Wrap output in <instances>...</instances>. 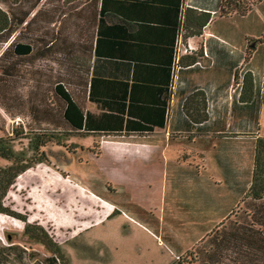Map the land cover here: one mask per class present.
<instances>
[{"label":"crops","instance_id":"crops-1","mask_svg":"<svg viewBox=\"0 0 264 264\" xmlns=\"http://www.w3.org/2000/svg\"><path fill=\"white\" fill-rule=\"evenodd\" d=\"M182 2L39 0L29 16L32 18L38 10H42L29 26L31 33L66 32L77 26L90 34L92 55L99 37L102 53L95 62L92 58L89 62L86 92L88 81L94 76L110 80L115 89V107L122 108L124 103V83H127V97L125 109H115L123 112V119L111 122L101 115L96 103L87 97L83 99L86 109L94 113V123H110L108 127L93 128H110L119 135L72 136L64 141L74 146L71 150L73 154L91 153L96 166L94 185L102 189H94L90 193L104 195L109 192V200L97 196L109 202L111 208L104 205L98 209L101 204H97L81 189L82 185L73 182L66 173L70 166L64 165L57 170L47 163L38 164L56 173L54 178L59 187L53 188L69 191V195L74 197L79 193L82 200L75 199L80 204L88 200L87 206H90L92 214L88 220H96L93 225L104 224L118 215V210L129 205L145 214L146 220L140 223L172 249L173 254L185 256L189 259L188 264H214L203 252L214 248L217 257H225L230 254V248H237L241 242L254 246L253 239L239 231V224H248L241 221L240 215L243 211L248 214L245 201L252 183L256 141L264 139L261 127L264 105L261 96L264 92V0H256L243 15L217 12L221 0H185L187 6L211 14L210 20L201 29L192 26L195 33L185 39L191 52L206 51L207 57L202 56L201 60L210 66L179 70L163 117L162 109L156 106L159 101H156L158 94L154 87L148 91L134 90V97L146 99L147 104L154 101L148 104L145 115L157 118V121H140L135 118L141 106L139 101L133 103L130 112H127L128 107L126 109L133 74H137L139 65H144L146 68L138 79H164V66L171 62L172 49L182 28L180 13L177 29L175 26L176 9L178 7L181 11ZM74 11L79 12L74 14ZM44 44L48 46L50 41ZM246 47L252 50L247 67L253 77V92L250 98L243 100L233 89V82L235 69L245 58ZM18 66L22 68L20 64ZM26 72L18 76L12 94L14 100H3L0 91V122L4 128L10 127L14 118L34 122L33 115L36 116L41 104L39 100L44 97L39 85V82L43 84V76L34 67ZM97 89L104 91V84ZM197 90L204 93L210 110L204 120L196 122L185 112L183 104ZM12 104V109L6 107ZM152 104H156L154 108H150ZM191 112L193 115L199 112L197 97L191 100ZM127 116L132 121H128ZM162 118L163 123H160ZM139 125H149L152 130L145 132ZM139 131L141 135H138ZM61 171L66 173L71 183L63 179ZM36 178L30 177L29 182L36 183ZM48 190L50 185L42 181L30 191V195L45 200L46 194L49 196ZM57 202H63V198H58ZM60 215L58 217L65 219L62 213ZM34 220L27 219L28 222ZM17 221L16 225L14 221L0 219V264H52L51 259L45 258L50 253L43 249L42 244L30 246L20 239L11 241L10 236L6 237V232L23 231L25 223L20 219ZM65 221L61 223L67 227H75L79 223L75 221L69 225ZM36 223L43 225L40 221ZM223 228L224 232H221ZM231 259L225 263L244 264L233 257ZM221 263L218 261L215 264ZM108 264L125 263L112 253ZM151 264L163 263L157 261Z\"/></svg>","mask_w":264,"mask_h":264},{"label":"trees","instance_id":"trees-1","mask_svg":"<svg viewBox=\"0 0 264 264\" xmlns=\"http://www.w3.org/2000/svg\"><path fill=\"white\" fill-rule=\"evenodd\" d=\"M255 2L256 0H221L217 12L226 15H243L249 11L251 5ZM5 3L7 4V8L2 6V4L5 5ZM38 3L39 0H0V50H2L0 54V91L5 101L14 100L12 94L20 73L21 75L27 73L26 71H29L30 68L33 67L38 71V62H40V60L51 62L55 31L52 33H41L43 36L40 35L39 39L35 38L33 41H28L26 36L35 34L31 33L29 26L32 20H35V16L41 14L42 10H38L32 18H29V16L31 10ZM11 5L14 6V9ZM179 13L182 28L177 34V39L172 49L171 62L164 66V71H166L164 79H138V76L142 75L143 69L146 68L144 65H139L137 74H133L134 79H132L130 85V96L128 97V106H126V109L128 107L127 112H130L129 109L132 108L133 103L139 101L141 106L135 118L140 121H157V118L152 119L145 115L149 108L148 104L154 103V101L147 104L146 99L134 97V95H132L134 90L135 92L136 90L137 92L139 90L148 91L154 87L158 94L156 101H159V105L152 104L150 108H154L155 105L159 106L162 109L163 117L165 108L168 106L169 98L172 96L175 89V82L179 70L193 66L205 69L210 66L201 60L202 56L207 57L206 51L202 50L197 53L191 52V47L185 39H187L190 34L195 33L191 29L192 26L201 29L202 26L210 20L211 14L187 6L185 0H183L181 11L179 12L178 7L176 9V29L178 26ZM74 14H76V12H74ZM48 35L50 37H47ZM89 35L85 41L86 44H84L82 48L84 67L79 80L81 85L77 88H71L75 86H71L63 80L54 82L50 73L46 72L42 74L38 72L40 76H43V84L39 82V85L42 86L44 97L39 100L41 104L37 108L36 116L33 115V117H35L33 119L34 122L32 121L31 123L30 121H24L20 118H14L12 121L16 119L18 123L10 124L12 132L0 134V160L5 161L4 164H0V213L22 220L25 223L21 234L22 240L24 242L34 241L42 244L45 250L50 253V255L45 258L51 259L53 261L52 264H71V261L62 250L60 244L48 237L43 226L35 222H28L23 214L7 205L5 199L20 174L38 163L49 164L50 159L45 150L49 145L56 144L66 146L64 141L72 136L97 134L110 136L119 135L118 132L112 131L110 128H100L98 130L93 128L108 127L110 123H94L96 120L94 119V113L87 110L83 103L85 97L93 103H96L101 111V115L106 116V120L111 122L116 119H123L122 111L125 109V98L127 97V83H124V86H122V99H124V103H122V108L115 107L113 104L114 99H116L114 95L115 89L112 87L110 80H102L94 76L88 81V91L86 92L89 62L91 58L92 61L95 62L98 57H100V53H102L100 51V38L98 37L96 46L93 49V55L91 54L92 50L89 46ZM49 41L50 44L45 46L44 43ZM244 53L245 58L243 63L235 69L233 82V89L237 91L240 98L243 100L250 98L253 92V77L247 67V61L252 53L251 48L246 47ZM18 64H20L22 68H20ZM100 84H104V91L102 92H99L97 89ZM261 96L264 101V92ZM193 97H197L199 109V112H196L197 114L195 115L191 112V100ZM141 101L145 103L142 104ZM6 107L12 109L14 105L12 104ZM116 108L122 111H116ZM183 108L185 112L197 122L204 120L206 114H209L210 103L206 100L204 93L201 90H197L186 98ZM127 120L132 121L129 116H127ZM161 120L160 123H163V118ZM134 122L136 121L134 120ZM37 124L42 126H38ZM138 127H142L145 132L152 130L149 125H139ZM4 129H6V127L4 128L3 123L0 122V132ZM138 135H141V131H139ZM17 139L27 140L26 148H16L15 141ZM246 194L247 199L245 204L248 209V214H245L243 211L240 217L243 223L248 222V224H239V231L246 236H250L254 241V246L252 247L250 243L247 242H241L237 248H230V254L225 255V257H223V255L217 257L214 248L211 250L208 249L207 252H203L214 264L218 261H221V264H227L225 262L229 261L232 257L239 260L240 263L244 262V264H247L250 260L252 261H250L249 264H264L263 138L256 141L252 183ZM113 212L116 213V209H114ZM221 232H224V228ZM217 234L218 233L215 235ZM7 236H10L9 233ZM222 243L221 240V244ZM253 248L254 251H252ZM174 255L179 256V258L176 262H173V264H188L187 262L189 259H186L185 256L180 254Z\"/></svg>","mask_w":264,"mask_h":264},{"label":"rangeland","instance_id":"rangeland-1","mask_svg":"<svg viewBox=\"0 0 264 264\" xmlns=\"http://www.w3.org/2000/svg\"><path fill=\"white\" fill-rule=\"evenodd\" d=\"M2 6L7 8L6 3L5 5L2 4ZM11 7L14 9V6L11 5ZM40 35L43 36V34L26 36L28 41H33L35 38L39 39ZM88 35L87 31L80 30L77 26L71 27V31L55 32L51 62L40 60L38 62V72L42 74L50 73L54 82L63 80L65 83L75 86L71 88H77L81 85L79 80L84 67L82 48L86 44L85 41ZM47 37L50 36L48 35ZM10 124H14V121H10ZM261 127L264 135V105ZM11 132L12 129L9 127L2 130L0 134ZM15 144L18 149L26 148L27 140L17 139ZM66 144V146L53 144L45 148L50 159L49 165H53L57 170L62 169L64 165L66 167L70 166L66 173L68 172L73 182L75 181L82 185L81 189L92 197L97 204H101L98 209L104 205L111 208L109 202H104L98 197L100 195L109 200V192L104 195L100 192L90 193L94 189H102V187L94 185L93 178L96 166L92 160L91 153L73 154L71 150L74 146L69 145L67 142ZM4 163L5 161L0 160V164ZM66 173L61 171L63 179L71 183L65 175ZM55 176L56 173H53L51 169L43 164H37L27 174L17 179L9 190L5 203L15 211L23 214L26 219H35L29 222H42L43 225L41 226L44 227L48 237L60 244L72 264H108L112 253L113 255L116 254L117 258H121L122 263L125 264H151V262L157 261L163 264H173V262L177 261L172 251L155 236L156 234L145 227L146 225L141 224L146 220L145 214L141 211L128 205L118 210V215L105 221L104 224L93 225L96 220H88L92 218L90 206H87L88 200L80 204L75 199L82 200V196L79 193L74 197V195H69V191L61 190V194L60 190L53 188L59 184L57 179L54 178ZM30 177H37L36 183H30ZM42 181L50 185V190H48L50 197L46 194L45 200H40L39 197L30 195V191ZM58 198L59 200L63 198V202H57ZM60 213L65 216L69 225L79 221L78 225L75 227L63 225L61 222L65 221V219L60 218ZM0 219L2 221L8 219L14 221V224H18L17 219L6 214L0 213ZM8 233L11 241L17 239L23 241L21 238L22 232H6V237ZM1 239L7 241L8 238ZM25 243L30 244V246L36 244L34 241Z\"/></svg>","mask_w":264,"mask_h":264},{"label":"built area","instance_id":"built-area-1","mask_svg":"<svg viewBox=\"0 0 264 264\" xmlns=\"http://www.w3.org/2000/svg\"><path fill=\"white\" fill-rule=\"evenodd\" d=\"M184 50H186V49H184ZM14 121V123H18V120H13ZM114 207V206H113ZM176 260H178V258H179V256H177V255H175V257H174Z\"/></svg>","mask_w":264,"mask_h":264}]
</instances>
